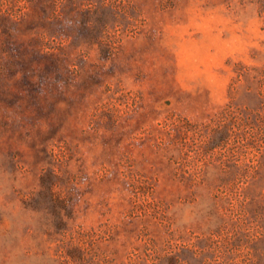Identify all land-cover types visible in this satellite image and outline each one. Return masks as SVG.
Listing matches in <instances>:
<instances>
[{"label":"rangeland","instance_id":"374dc122","mask_svg":"<svg viewBox=\"0 0 264 264\" xmlns=\"http://www.w3.org/2000/svg\"><path fill=\"white\" fill-rule=\"evenodd\" d=\"M261 1L0 0V264H264Z\"/></svg>","mask_w":264,"mask_h":264},{"label":"trees","instance_id":"16d2710c","mask_svg":"<svg viewBox=\"0 0 264 264\" xmlns=\"http://www.w3.org/2000/svg\"><path fill=\"white\" fill-rule=\"evenodd\" d=\"M260 8L264 12V0L261 1ZM171 118L172 115L168 117L165 125L167 129H175L179 137L177 142L180 144L178 148L180 158L176 164L180 172H187L185 158L188 152L192 151L194 155L198 156V147L195 146L197 140L207 139L203 153L209 154L233 135L237 136L236 129L240 130L243 125L239 112L229 103L206 121H192L180 116L176 117L175 120H170ZM186 175L192 182L196 181L197 175L194 172H188ZM133 189H135V194L139 192L147 195L149 192V186L144 181H136ZM156 212L160 213L159 209H156Z\"/></svg>","mask_w":264,"mask_h":264}]
</instances>
